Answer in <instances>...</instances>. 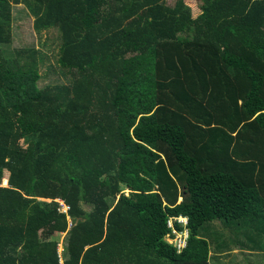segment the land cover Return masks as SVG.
<instances>
[{"label":"trees","instance_id":"1","mask_svg":"<svg viewBox=\"0 0 264 264\" xmlns=\"http://www.w3.org/2000/svg\"><path fill=\"white\" fill-rule=\"evenodd\" d=\"M201 1L0 0V264L264 258V0ZM20 5L69 83L10 54Z\"/></svg>","mask_w":264,"mask_h":264},{"label":"rangeland","instance_id":"2","mask_svg":"<svg viewBox=\"0 0 264 264\" xmlns=\"http://www.w3.org/2000/svg\"><path fill=\"white\" fill-rule=\"evenodd\" d=\"M192 7L194 17H197L201 13V0H186ZM175 0H168V4H173ZM14 15V27H13V44L10 49L12 55L17 50L23 48H34L39 50L42 59L40 63L42 80L40 81V87L53 84H67L71 81L69 71L61 68L58 64L59 50L62 46V39L57 29H38L37 18L31 14L27 6L20 5L13 9ZM9 174L5 173V180L8 181ZM3 187H6V183L3 182ZM129 191H126L128 194ZM219 227V226H218ZM220 228V227H219ZM225 235L228 236V231L222 230ZM66 233H58L53 239L60 243V252L63 248V242L65 240ZM168 244L169 241L166 240ZM214 247V243H212ZM232 255H226L222 259L218 260L219 264H250L251 258H247L246 255H242L241 251L234 248ZM255 258V264H264V258L262 257L257 262Z\"/></svg>","mask_w":264,"mask_h":264},{"label":"built area","instance_id":"3","mask_svg":"<svg viewBox=\"0 0 264 264\" xmlns=\"http://www.w3.org/2000/svg\"><path fill=\"white\" fill-rule=\"evenodd\" d=\"M61 210L63 213L69 211V207L65 205L64 202H60ZM189 219L187 217H170L167 221V228L170 230L168 232L166 240L169 241L178 253H183V251L188 246L189 241V229H188Z\"/></svg>","mask_w":264,"mask_h":264},{"label":"water","instance_id":"4","mask_svg":"<svg viewBox=\"0 0 264 264\" xmlns=\"http://www.w3.org/2000/svg\"><path fill=\"white\" fill-rule=\"evenodd\" d=\"M5 182V181H4ZM6 183V187H3V188H8V181L5 182Z\"/></svg>","mask_w":264,"mask_h":264},{"label":"crops","instance_id":"5","mask_svg":"<svg viewBox=\"0 0 264 264\" xmlns=\"http://www.w3.org/2000/svg\"><path fill=\"white\" fill-rule=\"evenodd\" d=\"M182 201V198L180 199V202ZM184 217V216H183ZM188 218V217H187ZM169 233H170V230H169Z\"/></svg>","mask_w":264,"mask_h":264}]
</instances>
